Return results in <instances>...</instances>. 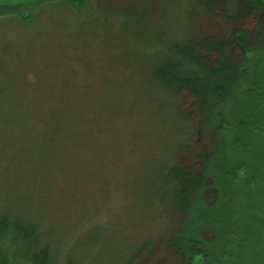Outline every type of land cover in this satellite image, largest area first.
<instances>
[{
    "label": "rangeland",
    "instance_id": "374dc122",
    "mask_svg": "<svg viewBox=\"0 0 264 264\" xmlns=\"http://www.w3.org/2000/svg\"><path fill=\"white\" fill-rule=\"evenodd\" d=\"M137 1L97 0L90 8L100 12L108 4ZM40 2L0 0V7L21 5L25 13ZM60 6L32 9L31 23L14 16L0 19V92L9 89L17 95L7 104L23 118L0 126V207L18 205L21 212L39 219L49 231L47 237L52 235L53 245L66 247L59 252H63L64 264L70 256L84 264H127L140 239L149 235H156L157 244L143 264H184L183 255L169 244L174 232L160 236L161 223L144 225L138 214L148 189L144 181L151 177L148 173L143 178L146 167L137 176L139 159L160 155L162 145L156 142L165 139L168 128L156 134L159 118L151 113L159 108L150 105L154 94L147 76L141 74L140 66L128 67L127 52L115 42L122 19L82 15ZM258 21L255 15L241 24L251 43L259 33ZM200 23L208 31L219 29L208 16ZM178 25L180 29L174 30L180 31L186 22ZM218 31L230 55L241 59L233 30L222 27ZM200 57L206 63L215 62L214 56L201 53ZM176 103L197 131L194 150L181 159V165L189 171L200 170L204 164L198 157L208 152L212 134L190 94L183 92ZM52 112L61 123L58 128L38 122ZM56 129L60 131L54 140L45 142L43 134L52 131V135ZM256 134L246 152L234 145L232 130L222 136L226 163L219 160L209 165L208 186L193 213H206L214 221L234 226V213L240 216L244 210L241 235L232 254L217 264H264V129ZM169 141L173 143L172 138ZM243 163L249 169L235 180H223L216 171L217 166ZM253 167L261 169L255 183L250 182ZM222 189L228 198L216 205ZM167 214L174 222L172 230L181 227L182 216L173 208ZM91 227L99 231L96 241L84 236ZM203 236L210 247L216 232ZM194 264L208 263L197 257Z\"/></svg>",
    "mask_w": 264,
    "mask_h": 264
},
{
    "label": "trees",
    "instance_id": "16d2710c",
    "mask_svg": "<svg viewBox=\"0 0 264 264\" xmlns=\"http://www.w3.org/2000/svg\"><path fill=\"white\" fill-rule=\"evenodd\" d=\"M41 1L39 5L33 6L36 10L61 5L82 12V15L122 19L119 24L120 34L115 42L127 52L128 67L140 66L141 74L147 76L144 78L154 94L150 105L159 108L156 113H151L159 118L158 121L152 118L158 124L156 134L158 130L160 132L168 128L165 135H162L165 139L156 142L162 145L160 155L146 157L143 161L140 158L137 165V176L142 174L145 167L148 170L144 171L143 178L151 173V177L144 181L143 186L148 188L146 199L142 200L138 210L142 224L160 222V236L173 231L169 244L172 250L183 255L184 264H194L197 257L208 264H217L230 256L237 237L241 235L244 210L240 216L234 213V226L222 220L214 221L206 213H193L198 199H201L208 186L209 165L219 160L226 163L222 136L232 130L234 145L246 152L249 144L255 141L256 132L264 129V0H138L123 6L118 3L108 4L100 12H93L95 10L90 8L97 0ZM23 8L21 5L0 7V19L14 16L25 23L33 22L34 8H27L25 13ZM88 10L92 13H86ZM255 15L259 18V33L251 43L241 24H246ZM207 16L216 20L219 27L216 32L208 31L201 25L200 19ZM182 20L186 25L180 31L174 30L180 29L178 24ZM220 27L233 30L241 59L233 58L228 52L218 31ZM172 41L174 44L170 46ZM201 53L214 56L215 62H204ZM15 86V82H12L11 87ZM6 91L0 92V126L23 120L22 114L12 112L7 104L14 102L17 95L11 94L9 89ZM183 92L190 94L199 105L205 118L204 126L212 134L208 152L198 157L204 166L195 171H189L181 165V159L194 150L197 137L195 125L176 105ZM55 115L52 112L38 122L44 126L57 125L58 128L61 123ZM29 117L33 122L31 110ZM115 119H111L110 123ZM57 130L60 131L56 129L52 135V131L43 134L44 141L52 142ZM170 138L173 143L169 141ZM168 142L171 144L168 145ZM248 169L249 165L243 163L233 167L217 166L216 171L223 180H235L240 172ZM252 169L250 182L255 183L260 178L261 169ZM221 191L216 205L228 198L226 192L223 189ZM170 208L184 218L181 227L175 231L172 230L173 219L167 214ZM152 213L154 215L149 220ZM212 230L216 232V237L224 230L225 237H215L208 247L204 243L203 234ZM47 232L39 219L27 216L19 210L18 205L2 204L0 264H64L61 259L63 252H59L66 247L57 248L53 245L52 235L47 237ZM98 233L95 227H91L85 231L84 236L88 235L96 241L95 235ZM156 240V235L140 239L139 247L127 264H143L154 251ZM66 264L84 262L78 263L70 256Z\"/></svg>",
    "mask_w": 264,
    "mask_h": 264
}]
</instances>
